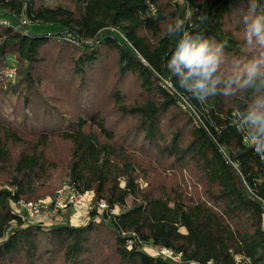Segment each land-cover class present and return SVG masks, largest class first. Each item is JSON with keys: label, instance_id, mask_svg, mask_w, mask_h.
<instances>
[{"label": "trees", "instance_id": "1", "mask_svg": "<svg viewBox=\"0 0 264 264\" xmlns=\"http://www.w3.org/2000/svg\"><path fill=\"white\" fill-rule=\"evenodd\" d=\"M46 1L0 0V18L10 24L0 22V68L10 56L23 66L18 97L34 117L22 125L37 129L0 120V175L10 163L8 143L21 144L27 134L35 139L12 165L10 189L0 180V264H92L104 246L120 264H176L141 244L173 250L182 264H264V148L258 154L248 142L256 137L264 145V133L248 120L264 103V69L251 77L246 70L261 64L256 48L264 56V18L255 30L264 0H72L76 12ZM25 17L62 31L32 34L17 27ZM185 46L203 47L210 64L242 81L233 89L211 78L191 86L189 68L174 60ZM129 78L140 88L131 105L123 92ZM44 81L55 94L47 101L36 88ZM105 101L127 118L121 142ZM61 102L77 116L65 129L55 123L64 116ZM56 138L72 147L69 185L107 203L103 228L94 221L23 227L11 215L12 201L39 197V184L54 169L45 150ZM137 152L190 172L205 193L191 199L143 189Z\"/></svg>", "mask_w": 264, "mask_h": 264}, {"label": "rangeland", "instance_id": "2", "mask_svg": "<svg viewBox=\"0 0 264 264\" xmlns=\"http://www.w3.org/2000/svg\"><path fill=\"white\" fill-rule=\"evenodd\" d=\"M45 6L50 8L62 7L65 9H69L73 12H76L79 9L78 5L72 0H47ZM24 20H27V23L25 25L21 23ZM0 22L2 24L6 22L9 23L8 20L3 18H0ZM17 27L19 29L25 28L26 31H30L32 34L37 35H52L60 33L62 31V28L60 27L58 28L50 25H45L40 22L32 23V21L28 17L21 18L20 23ZM91 43L92 42L90 41L87 44ZM257 50L258 48H256L254 52L256 51L255 53H261V55L257 54L258 60L261 59V64L257 62L255 63V65L246 67L248 73L251 71L253 74L264 69L263 53L258 52ZM210 63L208 66L212 70L207 74H192L191 80L189 81L191 82V86H193V83L197 80L206 81L207 79L211 78L213 79L212 83H219L222 85L227 84L230 88L233 89L234 87L238 86L239 83L242 81L241 77L234 76V72H228L227 74L223 71L220 66ZM224 67H227V65ZM115 68L117 69L116 66ZM23 71V66H18V62L12 56L7 58V62L5 59L3 62V68H0V120L4 122L7 126L12 128L19 129V125H21L23 131H37V129H32L31 126L22 125L23 121L25 120V117L29 119L30 123L33 122L32 118L34 117V115L31 113V111H29V109L22 110V102L21 99H19L18 97V94L21 91V87L18 86L20 84L19 77L23 75ZM129 79V83L126 82L125 87H123V92L126 96L127 104L131 105L136 100L137 95L139 96L140 88L139 81L136 78ZM48 82L49 81H44L43 84H40L39 87H36L40 92L39 95L42 96V99H46V101L49 97L55 95L49 88L50 86L47 87L49 85ZM48 102L52 103L51 100H48ZM105 103L106 104L102 107L103 112L107 116V120H109L111 128L119 134L118 141L121 142L124 132H127V130L129 129L127 118L121 116L115 107L113 108L112 102L107 103L105 101ZM61 104L63 105L64 103L61 102ZM62 105L60 107L64 116L62 119L55 121V123L57 121L59 122L57 124L58 129H65L70 122H76L77 118V116H75L76 111L74 109L70 108L68 105ZM50 106L51 109H53L54 106ZM181 106L186 109V112L188 110H192L184 101H182ZM196 117L198 118V116ZM39 123L43 125L42 121H39ZM46 128H48V126H46ZM23 138L24 142L21 144H12L10 142L8 143L10 163L8 164L6 170L0 175V180L3 184V188L10 189L8 184L11 181L12 165L19 159L20 155L23 152L32 151L34 149L35 139L33 137H30L29 134H27V136H23ZM45 154L46 159L54 164V169L50 170L46 178L41 181V183L39 184V197L37 196L38 198L32 200V202H38L43 200L48 202L52 201L56 198L60 191L67 188L69 184L68 167L72 157L71 145L56 138L53 140L51 145L45 150ZM136 154L140 163L143 165V169L145 170V173H139V183L143 189H153L156 195L164 194V192H168L169 194L174 191H178L180 193L184 192L187 197L191 199H196L199 195L201 196L205 193L203 186H198L197 188L194 187L195 185H197V181L195 179H192V176L189 175L190 172H182L181 169L167 168L166 163L160 161L156 162L144 153L137 152ZM93 202H95V199ZM120 212V209H115L113 213L117 215ZM57 218H59V220H56ZM57 221L63 222L66 225L68 224L74 227L85 226L91 221L97 223V225L101 226V228H103L104 226V219L102 215L98 218L95 216L92 217L91 215V218L88 219L85 217H80L78 215H71L70 212L62 213L60 214V216L52 217L51 220L48 221L51 224L49 227L54 226V223H56ZM17 228V224H14L11 229L15 230ZM181 231L185 232L184 229H182ZM104 233H106L107 236L109 232L105 230ZM140 247L141 248L139 249L143 250H151L154 248L151 244H141ZM88 264H90V260H88ZM92 264H120V260L117 258L115 251L112 249V246L111 249L107 246H104L101 251H99L98 249L95 250V255L92 257Z\"/></svg>", "mask_w": 264, "mask_h": 264}, {"label": "built area", "instance_id": "3", "mask_svg": "<svg viewBox=\"0 0 264 264\" xmlns=\"http://www.w3.org/2000/svg\"><path fill=\"white\" fill-rule=\"evenodd\" d=\"M175 2L182 3V0H175ZM23 25L27 20L21 22ZM5 25H10L8 22ZM165 86L171 88L170 81H164ZM251 139V138H250ZM250 139L248 142L250 143ZM95 194L93 192H86L84 194L78 193L73 187L68 184V187L60 191L52 201H38L27 202L21 200L19 202L10 203L11 215L18 217L21 220L23 227L41 225L49 227L51 224L48 222L52 217L60 216L62 213L70 212L71 215H78L80 217L91 218L92 213L95 211L96 216L100 217L109 211V207L105 201L93 202ZM94 203V204H93ZM114 212V211H113ZM111 212L112 214H114ZM56 220H59L57 218ZM63 222L57 221L55 225L62 224ZM153 246V245H152ZM154 247V246H153ZM155 248V249H154ZM149 251L153 255L163 257L176 264H182V255L175 253L173 250L163 247H154ZM243 264H249L245 262Z\"/></svg>", "mask_w": 264, "mask_h": 264}, {"label": "clouds", "instance_id": "4", "mask_svg": "<svg viewBox=\"0 0 264 264\" xmlns=\"http://www.w3.org/2000/svg\"><path fill=\"white\" fill-rule=\"evenodd\" d=\"M255 4H252L250 9L249 16L255 11ZM249 16L245 17V20L249 18ZM264 18V16H260L257 18V22L255 25V30L259 32V19ZM251 33H249V36ZM264 39V37H262ZM175 62L183 63L186 67L189 68V74L193 73H202L207 74L212 69L208 67L211 62L210 57H206L204 55V48L200 47L198 49H189L187 46L184 47V50L178 54L177 57L174 58ZM252 72H249V76L251 77ZM198 83H203V81H198ZM248 120L252 125L258 127V131L264 133V103L261 104L259 110H254L249 113ZM250 144L254 147L255 151L259 154L261 148H264V145L260 144V141L256 139V137H252L250 139ZM259 145V147H258ZM264 159V155L261 156Z\"/></svg>", "mask_w": 264, "mask_h": 264}, {"label": "crops", "instance_id": "5", "mask_svg": "<svg viewBox=\"0 0 264 264\" xmlns=\"http://www.w3.org/2000/svg\"><path fill=\"white\" fill-rule=\"evenodd\" d=\"M62 224H65V223H62Z\"/></svg>", "mask_w": 264, "mask_h": 264}]
</instances>
